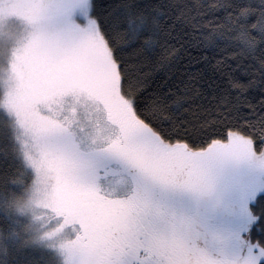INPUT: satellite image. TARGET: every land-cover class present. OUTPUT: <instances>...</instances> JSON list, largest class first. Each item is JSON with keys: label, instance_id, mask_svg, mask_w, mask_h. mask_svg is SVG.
Returning <instances> with one entry per match:
<instances>
[{"label": "snow or ice", "instance_id": "obj_1", "mask_svg": "<svg viewBox=\"0 0 264 264\" xmlns=\"http://www.w3.org/2000/svg\"><path fill=\"white\" fill-rule=\"evenodd\" d=\"M0 264H264V0H0Z\"/></svg>", "mask_w": 264, "mask_h": 264}]
</instances>
